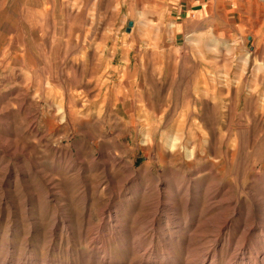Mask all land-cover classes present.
<instances>
[{
  "label": "rangeland",
  "instance_id": "obj_1",
  "mask_svg": "<svg viewBox=\"0 0 264 264\" xmlns=\"http://www.w3.org/2000/svg\"><path fill=\"white\" fill-rule=\"evenodd\" d=\"M176 1L0 0V264H264V0Z\"/></svg>",
  "mask_w": 264,
  "mask_h": 264
},
{
  "label": "crops",
  "instance_id": "obj_2",
  "mask_svg": "<svg viewBox=\"0 0 264 264\" xmlns=\"http://www.w3.org/2000/svg\"><path fill=\"white\" fill-rule=\"evenodd\" d=\"M176 1V0H174ZM176 10L179 15L185 14L188 10L189 13H194L193 17H196L197 12H201L205 5L208 3V0H177Z\"/></svg>",
  "mask_w": 264,
  "mask_h": 264
},
{
  "label": "water",
  "instance_id": "obj_3",
  "mask_svg": "<svg viewBox=\"0 0 264 264\" xmlns=\"http://www.w3.org/2000/svg\"><path fill=\"white\" fill-rule=\"evenodd\" d=\"M133 25H134V24H133L132 22L129 24V27H130V28H129V31H130V29L133 27Z\"/></svg>",
  "mask_w": 264,
  "mask_h": 264
},
{
  "label": "bare ground",
  "instance_id": "obj_4",
  "mask_svg": "<svg viewBox=\"0 0 264 264\" xmlns=\"http://www.w3.org/2000/svg\"><path fill=\"white\" fill-rule=\"evenodd\" d=\"M133 26H134V25H133ZM176 140H177V139H176ZM177 141H178V140H177ZM175 143H176V141H175ZM115 164H116V163H115ZM224 202H225L224 200H221V201H220L221 204H224ZM225 206H226V205H225Z\"/></svg>",
  "mask_w": 264,
  "mask_h": 264
}]
</instances>
